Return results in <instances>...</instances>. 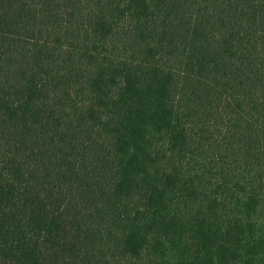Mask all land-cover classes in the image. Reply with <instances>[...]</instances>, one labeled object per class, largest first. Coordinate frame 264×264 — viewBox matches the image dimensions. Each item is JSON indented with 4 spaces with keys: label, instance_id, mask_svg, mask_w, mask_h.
<instances>
[{
    "label": "trees",
    "instance_id": "16d2710c",
    "mask_svg": "<svg viewBox=\"0 0 264 264\" xmlns=\"http://www.w3.org/2000/svg\"><path fill=\"white\" fill-rule=\"evenodd\" d=\"M0 264H264V0H0Z\"/></svg>",
    "mask_w": 264,
    "mask_h": 264
}]
</instances>
